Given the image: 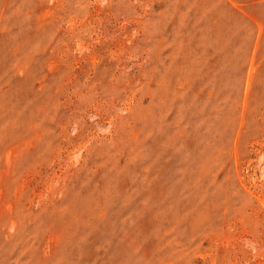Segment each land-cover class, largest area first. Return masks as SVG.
Returning <instances> with one entry per match:
<instances>
[{
	"label": "rangeland",
	"instance_id": "rangeland-1",
	"mask_svg": "<svg viewBox=\"0 0 264 264\" xmlns=\"http://www.w3.org/2000/svg\"><path fill=\"white\" fill-rule=\"evenodd\" d=\"M0 264H264V0H0Z\"/></svg>",
	"mask_w": 264,
	"mask_h": 264
}]
</instances>
